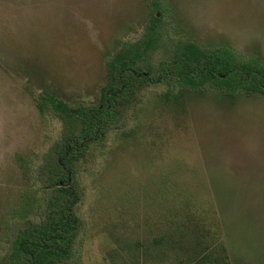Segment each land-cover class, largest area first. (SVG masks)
I'll return each mask as SVG.
<instances>
[{"label":"rangeland","instance_id":"obj_1","mask_svg":"<svg viewBox=\"0 0 264 264\" xmlns=\"http://www.w3.org/2000/svg\"><path fill=\"white\" fill-rule=\"evenodd\" d=\"M164 1L173 39L264 63V0ZM147 2L0 0V248L8 217L35 201L18 156L43 149L56 130L37 100L52 92L98 103L104 58L138 35ZM156 93L149 87L133 111L134 129L110 136L82 206V260L70 264H137L136 243L176 223L208 241L211 260L264 264V94L210 89L164 101Z\"/></svg>","mask_w":264,"mask_h":264},{"label":"trees","instance_id":"obj_2","mask_svg":"<svg viewBox=\"0 0 264 264\" xmlns=\"http://www.w3.org/2000/svg\"><path fill=\"white\" fill-rule=\"evenodd\" d=\"M147 5L149 18L138 35L122 40L104 58L108 77L98 103L73 104L52 92L37 100L49 132L56 130L43 149L18 156L35 201L30 212L6 220L0 264L82 260L87 230L82 206L90 179L103 167L110 136L134 129L132 113L149 87L157 92L154 98L164 101L178 100L184 91L210 89L232 98L264 94V63L259 58H242L226 46L203 48L190 39H173L166 20L170 7L164 0H148ZM175 226L136 243L137 264H230L218 256L211 260L209 246L201 247L208 241H200L186 225Z\"/></svg>","mask_w":264,"mask_h":264}]
</instances>
